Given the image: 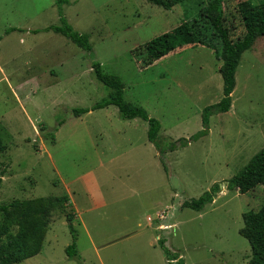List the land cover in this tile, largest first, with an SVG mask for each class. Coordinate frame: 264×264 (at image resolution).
<instances>
[{"label":"rangeland","instance_id":"1","mask_svg":"<svg viewBox=\"0 0 264 264\" xmlns=\"http://www.w3.org/2000/svg\"><path fill=\"white\" fill-rule=\"evenodd\" d=\"M241 1L224 0L232 39L243 33ZM206 3L164 9L148 0H0V204L79 197L90 184L106 200L72 219L78 256L65 253L72 242L66 207L53 213L41 251L15 264H159L162 248L134 245L153 238L184 264H249L242 214L264 203V185L246 193L227 185L264 147V35L241 54L230 109L211 115L208 133L185 144L202 128L203 108L222 96L221 60L192 44L143 67L135 52L198 17ZM63 24L87 34L91 50L48 29ZM94 61L122 79L127 102L160 122L159 147L148 140L146 121L124 119L114 105L73 114L111 91L96 79ZM214 184L216 195L201 210L183 205ZM165 209L163 222L156 213Z\"/></svg>","mask_w":264,"mask_h":264},{"label":"trees","instance_id":"2","mask_svg":"<svg viewBox=\"0 0 264 264\" xmlns=\"http://www.w3.org/2000/svg\"><path fill=\"white\" fill-rule=\"evenodd\" d=\"M62 0H57L60 2ZM164 9H170L174 5L185 0H148ZM237 13L243 26V33L236 39L230 36V28L226 24L224 0H207L200 9L199 16L193 20H184L172 30L162 33L136 48L141 65L148 66L167 53L185 45L201 44L213 50L217 59L221 60L219 72L222 77V96L213 103L205 106L201 112L202 128L188 139H181L179 144L187 143V140H196L208 133L209 117L213 114L226 112L230 109L231 93L235 86V72L240 61L241 54L251 48L255 40L264 35V1L253 2L244 0L236 5ZM200 18L203 20L200 21ZM10 28L7 31H11ZM49 30L60 33L79 47L91 50L92 46L88 35L78 33L68 25L52 26ZM92 68L97 80L110 88L107 98L95 103L91 108L76 107L73 114L79 116L90 109H98L107 105L117 107L124 119L141 118L148 124L147 138L156 147L158 144V132L160 122L149 117L146 110L140 106L127 102L123 97V81L113 73L104 72L96 61ZM175 144L170 146L174 149ZM6 146L0 136V152ZM257 185H264V147L261 148L249 162L230 180L228 189L246 193ZM218 185L214 184L200 197L183 202V205L194 210H201L207 203L213 201ZM66 195L45 196L27 200H13L6 204H0V264H15L27 258L37 255L42 248L44 236L48 229L50 219L57 209L67 207ZM69 222V232L72 242L65 247L68 258L78 256L76 249V231L72 226L73 216L66 214ZM243 226L239 232L250 245L251 256L249 264H264V203L257 210H248L242 214ZM159 246L163 249L167 264H184L182 258L175 252H170L159 239Z\"/></svg>","mask_w":264,"mask_h":264},{"label":"crops","instance_id":"3","mask_svg":"<svg viewBox=\"0 0 264 264\" xmlns=\"http://www.w3.org/2000/svg\"><path fill=\"white\" fill-rule=\"evenodd\" d=\"M81 180H82V178L80 179V181ZM87 182H89V181H87ZM94 186L96 188V185H94ZM87 187H88V191L86 192V195H80L79 197H74V198H71V197L69 198L66 195L67 198H68L67 209L72 214L73 218H75L77 216V213L79 211L90 210L92 208L99 209V208H102V207H104L106 205V200H105L104 196L98 190L93 188L92 184L87 185ZM69 189L70 188H68V190ZM49 229H50V225L48 226L47 231ZM47 231H46V233H47ZM153 240H154V238H153ZM153 240L150 239L148 241V243H145V245L141 244L140 242H136L134 245H136V248L139 249V250H141V249H144L145 251L146 250H151L152 252H155V250H156V253H158L157 249H160V250H162V249H161V247L157 248L155 246V241H153ZM90 241H91V239H90ZM91 243L93 245L92 249L94 250L95 254L98 256V260L100 261V256H99V253H98L100 248L97 245L93 244L92 241H91ZM138 243H140V244H138ZM139 253H142V252H139ZM157 259L162 260V262L160 261L159 264H165V263L167 264V261H166V258L164 256V253H163V258L162 259L160 257L157 258Z\"/></svg>","mask_w":264,"mask_h":264},{"label":"built area","instance_id":"4","mask_svg":"<svg viewBox=\"0 0 264 264\" xmlns=\"http://www.w3.org/2000/svg\"><path fill=\"white\" fill-rule=\"evenodd\" d=\"M157 214V217L159 218V220L160 221H163L164 222V220H163V218H165L166 217V209L165 210H162L161 212H159V213H156ZM149 218V217H148ZM149 219H151V218H149ZM162 222V223H163ZM163 226H165V225H163ZM162 226L161 225H159V228H161Z\"/></svg>","mask_w":264,"mask_h":264}]
</instances>
